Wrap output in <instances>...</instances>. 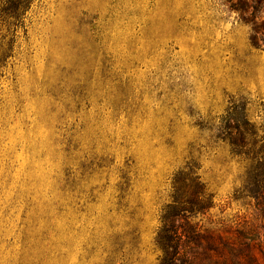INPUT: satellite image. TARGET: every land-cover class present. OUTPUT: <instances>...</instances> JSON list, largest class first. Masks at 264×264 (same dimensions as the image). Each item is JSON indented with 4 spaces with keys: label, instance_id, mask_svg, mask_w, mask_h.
I'll use <instances>...</instances> for the list:
<instances>
[{
    "label": "rangeland",
    "instance_id": "rangeland-1",
    "mask_svg": "<svg viewBox=\"0 0 264 264\" xmlns=\"http://www.w3.org/2000/svg\"><path fill=\"white\" fill-rule=\"evenodd\" d=\"M249 35L226 0H0V264H159V210L191 160L213 201L197 221L264 241L220 139L264 125Z\"/></svg>",
    "mask_w": 264,
    "mask_h": 264
},
{
    "label": "trees",
    "instance_id": "trees-1",
    "mask_svg": "<svg viewBox=\"0 0 264 264\" xmlns=\"http://www.w3.org/2000/svg\"><path fill=\"white\" fill-rule=\"evenodd\" d=\"M226 1L249 24L250 43L255 47L264 44V33H260L264 22L255 23L256 14H264V0ZM232 108L231 101L225 109L228 120ZM225 127L220 139L241 164L240 186L233 189L232 197L264 216V125L257 129L244 119L241 125L226 123ZM196 170L197 165L191 160L170 178L168 198L159 210L153 239L158 263L264 264V241L252 237L251 231L245 235V224L225 228L197 221L195 216L207 212L213 201Z\"/></svg>",
    "mask_w": 264,
    "mask_h": 264
}]
</instances>
